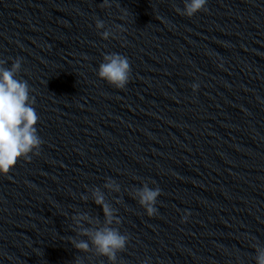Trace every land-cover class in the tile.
<instances>
[{"label": "clouds", "instance_id": "clouds-1", "mask_svg": "<svg viewBox=\"0 0 264 264\" xmlns=\"http://www.w3.org/2000/svg\"><path fill=\"white\" fill-rule=\"evenodd\" d=\"M207 2L208 0H184L183 9L177 7L175 11L191 18L198 12L207 11ZM101 7H110L109 0H103ZM125 14H127L126 10ZM95 27L102 39L108 40L113 36L110 30L100 31L105 29L104 21L96 19ZM8 59L12 60L10 67H5L7 61L0 59V175L4 176L9 174L18 160L30 162L34 155H40V149L44 143L36 128L40 117L33 107L35 100L30 97L28 82L17 78L22 69L23 58ZM131 74L129 59L114 52L103 55L97 70V76L100 79L120 90L126 88ZM191 87L195 92L199 84L193 83ZM103 188L117 193L121 190L120 185L111 178L107 179ZM161 194L159 187L151 188L146 182L142 187L130 192L149 217L157 214V198ZM89 198L95 205L102 208L103 220L88 212H77L71 217L73 223L70 226V230L75 232L76 236L70 237L69 242L78 252L105 257L108 264H117L118 253L125 251L130 237L120 231L118 226L121 224V219L117 215V209L108 202L105 192L100 187L91 188L90 197L89 195L81 197L84 201ZM116 203L121 201L117 200ZM187 218L186 214L182 217L181 223ZM252 246L255 248V264H264V246L258 244ZM74 264H82V259L75 257Z\"/></svg>", "mask_w": 264, "mask_h": 264}]
</instances>
